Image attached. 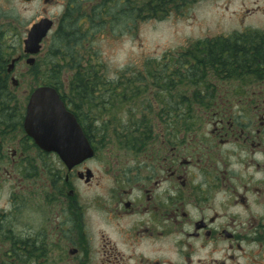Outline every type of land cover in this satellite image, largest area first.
Listing matches in <instances>:
<instances>
[{
	"label": "flooded vegetation",
	"instance_id": "af4514ba",
	"mask_svg": "<svg viewBox=\"0 0 264 264\" xmlns=\"http://www.w3.org/2000/svg\"><path fill=\"white\" fill-rule=\"evenodd\" d=\"M18 1L37 6L29 29L52 22L45 42L69 13L98 3ZM233 70L231 89L217 81L202 98L177 99L173 82H157L150 129L126 136L111 115L59 92L93 152L70 168L23 127L10 132L0 147V264H264V76ZM39 86H13L24 115ZM178 102L202 106L198 124ZM4 176L23 188L5 194Z\"/></svg>",
	"mask_w": 264,
	"mask_h": 264
},
{
	"label": "trees",
	"instance_id": "16d2710c",
	"mask_svg": "<svg viewBox=\"0 0 264 264\" xmlns=\"http://www.w3.org/2000/svg\"><path fill=\"white\" fill-rule=\"evenodd\" d=\"M96 6L69 13L48 40L38 60L29 67L39 84L52 86L63 98L86 99L84 104L95 108L97 115H111L115 129L139 131L150 129L146 115L152 114L153 100L150 92L160 81L173 82L176 98H202L206 89L217 81L234 80L240 73L235 66L255 67L254 74L264 76V31L234 33L199 40L175 55L147 63V70L119 72L116 79L108 78L104 63L92 50L93 36L98 32L115 33L117 24L126 29L136 26L140 19H164L170 15L183 16L190 6L201 0H100ZM120 22V23H119ZM12 26L0 27V147L11 144L13 134L23 127L25 102L12 85L8 67L19 39L12 46L7 34L12 36ZM15 31L18 28H13ZM163 67L158 70V67ZM174 76L171 78V76ZM150 105L149 110L145 106ZM194 102H178V113H191L194 123L201 120ZM126 116V118L124 117ZM179 124V121H178ZM131 135V134H130ZM129 136V134L127 135Z\"/></svg>",
	"mask_w": 264,
	"mask_h": 264
},
{
	"label": "rangeland",
	"instance_id": "374dc122",
	"mask_svg": "<svg viewBox=\"0 0 264 264\" xmlns=\"http://www.w3.org/2000/svg\"><path fill=\"white\" fill-rule=\"evenodd\" d=\"M4 1L0 0V20L4 23L15 20L12 29L21 26L16 35L10 37L7 34V41L12 46L16 39L20 41L14 53L16 57L23 52V34L25 29H29V21L34 18L37 6L23 5L18 0H14L12 6H7ZM251 31H264V0H201L190 6L183 16L140 19L130 29H126L123 23L117 24L114 34L112 29L109 33L97 32L92 39V50L98 53V59L104 63L103 70L107 72L108 78L116 79L118 73L124 71L126 78H130L132 72L147 70L148 62L162 60L167 55L176 56L180 50L199 40ZM49 43L48 40L44 42V54ZM44 54L36 56V62L42 60ZM29 67L24 59L16 65L13 73L23 89L39 85L38 77ZM222 83L227 91L233 87L232 80ZM2 184L5 194L16 187L22 189L24 185L16 180H8L5 176Z\"/></svg>",
	"mask_w": 264,
	"mask_h": 264
},
{
	"label": "water",
	"instance_id": "95a60500",
	"mask_svg": "<svg viewBox=\"0 0 264 264\" xmlns=\"http://www.w3.org/2000/svg\"><path fill=\"white\" fill-rule=\"evenodd\" d=\"M51 28V21L42 20L29 29L23 41L29 66L36 63V56L41 53ZM20 59V56L12 59L8 73L13 72ZM11 79L13 85H17L16 78L12 76ZM23 128L40 148L57 153L69 168L93 154L74 115L66 109L61 95L52 86H39L30 94Z\"/></svg>",
	"mask_w": 264,
	"mask_h": 264
}]
</instances>
